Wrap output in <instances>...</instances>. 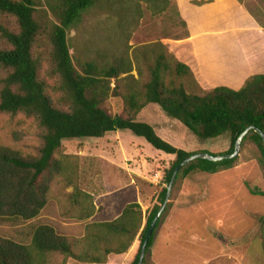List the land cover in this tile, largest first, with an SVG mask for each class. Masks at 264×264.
<instances>
[{
  "label": "rangeland",
  "instance_id": "obj_1",
  "mask_svg": "<svg viewBox=\"0 0 264 264\" xmlns=\"http://www.w3.org/2000/svg\"><path fill=\"white\" fill-rule=\"evenodd\" d=\"M196 1L199 0L193 2ZM242 2L262 27V31L243 40L255 72H264V0ZM176 5L175 0H108L105 7L95 6L77 28L68 31L74 62L77 64L81 59L104 63L103 60L112 61L117 56H129L141 70V75L137 68L131 74L142 86L150 79L148 65L153 59L151 48L144 47L161 42L168 56L189 64L192 69L191 75H173L177 83L183 84L188 92H208L211 88L198 75L197 62L194 67L189 30ZM1 27L17 30L18 24L13 16L0 13ZM0 46H7L1 35ZM49 52L48 36L42 33L34 48L41 62L40 78L46 81L53 104L69 110ZM4 75L0 66V80ZM116 81L112 80V86ZM120 81L121 91L134 83L133 78ZM105 108L112 114H127L121 97L108 98ZM136 117L150 122L165 140L190 152L207 150L218 154L229 147L227 136L203 141L154 103L147 104ZM44 132L35 116L0 113V145L24 157L40 154ZM54 157L63 162L65 173L53 172L45 208L34 219L0 220V237L28 244L34 228L48 223L74 240L78 252L87 223L112 220L126 204L133 202L130 187L134 188L135 201L145 213L155 200L158 187L164 185L165 171L175 160V155L154 148L129 130L109 132L101 138L65 139ZM237 157L229 169L178 177L143 264H264V195L251 192V189L264 192V165L258 147L249 138L242 141ZM75 187L92 196V200L79 197L88 208L94 204V213L88 219H80L83 210L73 205L71 195ZM138 245L136 239L126 252L110 253L104 263L81 262L52 253L47 264H130Z\"/></svg>",
  "mask_w": 264,
  "mask_h": 264
},
{
  "label": "trees",
  "instance_id": "obj_2",
  "mask_svg": "<svg viewBox=\"0 0 264 264\" xmlns=\"http://www.w3.org/2000/svg\"><path fill=\"white\" fill-rule=\"evenodd\" d=\"M238 1L243 5L242 0ZM107 2L0 0V13L13 16L18 24L17 30L0 28V35L7 43L5 47L0 46V66L5 71L0 80V113L22 112L35 116L45 129L40 154L36 157H24L0 145V220H30L40 215L47 204L53 172L65 173L63 162L54 157L65 139L101 138L109 132L129 130L154 148L175 155V160L165 171L164 185L158 187L155 200L145 213L140 204L133 201L112 220L87 223L78 252L74 240L48 223L34 228L28 244L0 237V264H47L52 253L81 262L104 263L110 253L126 252L136 239L139 245L130 264H138L145 236L165 200L175 167L196 153L176 147L161 137L150 122L138 119L137 113L147 104H157L168 117L183 123L203 141L227 136L229 147L226 151L218 154L202 151L213 155L232 153L238 137L249 126L264 132V72L251 75L239 89L216 86L204 94L188 92L172 76L193 74L190 65L168 56L161 42L144 47L151 48L153 59L148 65L150 79L142 86L131 74L137 68L141 75V70L133 65L129 56H117L112 61L103 60L104 63L79 59L76 64L70 52L68 31L77 28L95 6L105 7ZM205 2L196 1L197 4ZM51 15L53 18L49 19ZM183 23L186 25L185 21ZM42 33L48 36L51 63L59 76L60 89L70 104L69 110L53 104L46 81L40 78L41 62L34 48ZM145 58L149 60L146 55ZM123 78L134 79L125 91L120 90ZM113 79L117 80L115 86H112ZM110 97H121L127 114L109 112L105 103ZM247 138L258 147L264 165L262 136L251 130L243 140ZM237 158L219 161L195 158L179 170L176 180L179 176L198 172L216 173L229 169ZM68 179L72 183L70 177ZM251 192L264 195L258 189H251ZM71 196L73 205L83 210L79 218L92 217L93 202L88 208L83 205V199H79L82 196L92 200L91 194L75 187ZM160 219L148 241L146 253L153 244Z\"/></svg>",
  "mask_w": 264,
  "mask_h": 264
},
{
  "label": "crops",
  "instance_id": "obj_3",
  "mask_svg": "<svg viewBox=\"0 0 264 264\" xmlns=\"http://www.w3.org/2000/svg\"><path fill=\"white\" fill-rule=\"evenodd\" d=\"M175 1L189 30L194 67L197 62L198 75L204 83L211 89L241 88L256 73L243 37L262 31L257 19L238 0H205L202 4L194 0ZM129 190L133 191L131 201H135L134 188Z\"/></svg>",
  "mask_w": 264,
  "mask_h": 264
},
{
  "label": "water",
  "instance_id": "obj_4",
  "mask_svg": "<svg viewBox=\"0 0 264 264\" xmlns=\"http://www.w3.org/2000/svg\"><path fill=\"white\" fill-rule=\"evenodd\" d=\"M251 130H254V131L258 132L262 136V138L264 140V132H262L257 127L249 126L238 137V139H237V141L235 143L234 151L232 153H230V154L213 155V154H210L208 152H196V153H193L192 155H190L189 157H187L183 162H181L179 165H177L175 167V169H174V171L172 173V177H171L170 183H169V185L167 187V194H166L165 200H164L163 204L161 205V207L159 208V210L157 211V213H156L154 219L152 220L151 225H150V227H149V229L147 231V234L145 236L144 242H143L142 247H141L138 264H143V261H144L145 256H146V248H147V245H148V241H149L150 237L153 234V231H154V228L156 226V223L160 219L163 211L165 210V208L167 206V203L169 202L171 191H172V188H173L174 183L176 181V177H177V174H178L179 170L184 165H186L190 161L194 160L195 158H204V159H208V160H211V161H219V160H222V159H229V158L237 157L239 155V153H240V147H241V143L243 141V138Z\"/></svg>",
  "mask_w": 264,
  "mask_h": 264
}]
</instances>
